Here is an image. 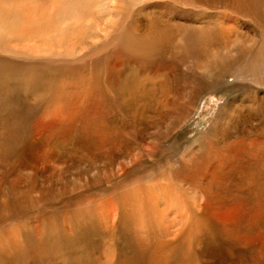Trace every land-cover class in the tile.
Segmentation results:
<instances>
[{"label": "bare ground", "instance_id": "1", "mask_svg": "<svg viewBox=\"0 0 264 264\" xmlns=\"http://www.w3.org/2000/svg\"><path fill=\"white\" fill-rule=\"evenodd\" d=\"M233 19L259 28L264 40V0H0V134L21 127L55 130L43 140L67 144L72 159L82 156L88 139L98 155L99 145L108 144L117 128L152 126L166 110L177 111L179 120L194 116L199 111L196 93L211 80L223 85L229 75L233 81L264 87L263 46L242 33ZM186 80L197 90L188 92ZM258 142L262 141L254 139ZM217 152L225 162L216 161L211 151L209 161L191 168L206 178L205 189L199 192L202 202L185 187L187 180L177 177L171 183L163 174L160 181L167 179L168 184H147L141 190L123 185L111 202L79 211L92 218L93 234L105 245L103 257L92 253L88 264H140L138 257L113 252L116 241L126 234L134 240L133 254L146 256L145 264H206L207 256L200 259L205 247L216 250L215 232L245 252V244L233 243L237 231H247L234 219L235 199L244 201L246 193L256 195L254 203L264 201V162L238 159L229 165L233 156L229 150ZM234 176L236 191L223 193L228 189L221 186ZM179 191L189 194L193 207L177 196ZM245 208L255 206L247 203ZM18 211L19 207L12 214ZM64 228L48 233L42 229L44 240L59 236V247L66 241L85 243L64 264L84 261L85 249L88 253L98 249L97 241L90 246L86 236L74 232L79 226ZM22 240H0V253L21 249ZM211 254L212 260L224 264L223 257ZM235 262L248 264L241 253L234 256Z\"/></svg>", "mask_w": 264, "mask_h": 264}, {"label": "rangeland", "instance_id": "2", "mask_svg": "<svg viewBox=\"0 0 264 264\" xmlns=\"http://www.w3.org/2000/svg\"><path fill=\"white\" fill-rule=\"evenodd\" d=\"M236 20L233 19L234 22ZM237 24L242 33L248 35L251 41L255 40L263 46L261 55L264 61V40L260 29L239 19ZM238 40H245V38H238ZM246 52L248 56V49ZM185 83L188 92L197 90L193 82L186 80ZM213 83L214 81L211 80L206 83L201 92L197 91L196 97L199 101L194 105H198L199 111L194 116L179 120L176 115L177 111L172 113L166 110L163 114L168 113L162 115V121L152 126L131 125L124 130L117 128L111 133L112 139L108 144L99 145L102 149L98 155L92 152V144L88 139L83 142V157L79 155L72 159L70 146L67 144L52 145L43 140L55 130L21 127L10 130L6 136L0 134V240L18 237L23 239L22 242L25 241L21 249L0 253V264H64L65 261L69 262L70 255L85 243L69 244L66 241L65 246L59 247L61 244L59 236L44 240L42 229H46L48 233L52 228L59 230L66 226L71 229L79 226V229L74 232L80 236H86L89 245L93 246L98 238L93 234L95 230L93 225L96 224L93 223L91 217H83L86 214L78 212L90 210L94 205L102 204V201L111 202L114 194H117L123 185L141 190L147 184L154 185L157 182L168 184L169 180L173 183V178L178 177L188 181L190 185L185 183V187L189 191L196 192L200 196L199 202H202L203 195L199 192L205 189L206 178L203 175L196 176L191 168L204 159L209 161L208 155L211 156L212 153L216 155V161H220L221 164L225 162V157L219 152L216 153V150L225 149L233 155L226 162L229 165L238 159L244 161L262 158L263 163L264 87H258L248 81H233L229 75L224 78L223 85H213ZM100 94L102 95V92ZM97 107H99L98 111L102 108L99 105ZM179 109L182 111V106ZM161 122L163 127H161ZM254 139L262 142L254 143ZM246 148H250L251 151L244 152ZM195 149L201 153L196 154ZM211 151L212 153H209ZM56 154L57 159H55ZM95 158L98 160L95 161ZM102 159L103 162H100ZM163 174L168 175L166 178L169 180L163 179L162 181L161 179L160 181ZM228 181L221 186L222 189L228 190L223 192L219 187L217 190L219 193L236 191L235 176L230 177ZM249 195L242 194L244 201L238 197L235 199L237 211L234 219H237L247 231H237L233 243L245 244V252L239 251L235 246H229L223 242L221 233L215 232L213 236L216 250L211 252L210 248L205 247L203 258L200 260H204L207 256L206 264H223L216 259H211L213 256L211 253H215L223 257L224 264H233L234 256L241 253L248 264L256 262L264 264V201L254 203L256 198L253 197L256 195ZM177 196L186 200L188 207H193L188 193L179 191ZM247 203H252L255 208L246 210ZM79 205L80 209H78ZM17 207L19 211L13 215ZM81 233H88V236ZM76 238L78 237H70V240ZM103 238L108 239L107 234H104ZM132 239L131 234H126L124 239H118L114 245L119 249L116 248L117 251L113 252L118 254L120 251L121 256L125 255L129 258L138 257L139 263L145 264L146 256L133 254L134 240ZM98 243L99 240L96 244L98 249L95 245L94 252L92 250L88 253L85 249L84 254H80V256L84 255V261L70 264H88L92 253L96 258L103 257L106 252L105 245ZM43 246L45 247L41 251ZM225 258L231 262L228 263Z\"/></svg>", "mask_w": 264, "mask_h": 264}]
</instances>
